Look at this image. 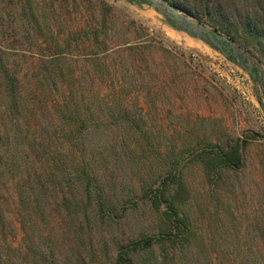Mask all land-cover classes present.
I'll use <instances>...</instances> for the list:
<instances>
[{
  "label": "rangeland",
  "instance_id": "rangeland-1",
  "mask_svg": "<svg viewBox=\"0 0 264 264\" xmlns=\"http://www.w3.org/2000/svg\"><path fill=\"white\" fill-rule=\"evenodd\" d=\"M180 1L194 12L192 16L178 8L181 13L226 38L206 20L203 0L202 5L198 0ZM102 5L113 10L102 13ZM29 6L37 21L36 32L34 23L27 25L22 16V9ZM102 15L109 18L107 45L126 43L125 47L133 41L137 49L122 48L113 54L107 60L109 74H104L92 72L99 67L93 61L74 63L70 59L74 42L62 43L64 59L51 65L63 68L56 73L58 78L85 81L103 74V95H110L108 79L116 86L119 119L109 116L111 96L107 95L101 119L86 122V126L99 124L105 133L94 140L98 146L104 144L96 149V158L104 161L99 171H104L100 179L106 193L123 196L132 173L133 181L154 188L170 170L168 163L176 160L187 188L183 208L196 235L211 246L217 264H264V85L235 59L171 25L151 4L128 0H0V157L11 164L0 180V208L17 232L12 235L6 229L0 235V258L11 256L3 251L28 249V242L20 241L24 233L16 221L20 204L14 185L23 182L26 162H35L29 147L41 125L30 88L42 77L35 71L50 60V53L42 42L49 34L42 35L37 27L57 18L54 33L62 38L63 32L76 27L100 28ZM85 46L91 49L94 44ZM239 47L243 59L264 76V62ZM8 81L16 86V105L5 90ZM86 93V99L92 95ZM245 138V167L208 180L197 154L200 148L208 143L225 147L231 140ZM139 183L134 186L135 197L123 205L119 202L111 218L104 213L92 218L98 211L92 208L80 224H70V264H113L119 244H127L140 232L157 231L156 215L146 198L141 199ZM105 207L106 203L102 210ZM15 255L13 259H21ZM142 259L143 254L134 256L136 264Z\"/></svg>",
  "mask_w": 264,
  "mask_h": 264
},
{
  "label": "trees",
  "instance_id": "trees-1",
  "mask_svg": "<svg viewBox=\"0 0 264 264\" xmlns=\"http://www.w3.org/2000/svg\"><path fill=\"white\" fill-rule=\"evenodd\" d=\"M128 1L150 4L147 0ZM166 1L193 16L194 12L180 0ZM198 1L202 5L201 0ZM201 7L206 20L214 29L224 33L226 38L248 49L247 51L259 61L264 62V0H203ZM24 10L25 8L22 9V16L27 25L34 23L36 32L37 21L35 18L33 20L32 7ZM51 10L53 11V8ZM99 10L104 13L105 10L110 12L113 9L111 6L102 5ZM92 12L95 13L96 9ZM108 20L109 18L102 15L100 28H91L89 25L86 29L76 27L63 32L62 38H58V34L54 33L57 18L46 27H37L42 35L49 34V39L44 38L42 42L46 44L44 50L50 53V60H45V64L35 71L41 73L42 77H38L34 88H30V93L34 94L32 98L36 99L41 112V125L36 130L37 138H34L33 145L29 147L35 162L30 160L24 164V180L20 185H14V192L18 195L20 204L15 210L16 221L24 233L20 241L26 240L28 249H13L15 253L3 251L11 256L0 258V264H70V224H77L87 217L92 208L98 209L92 218L100 213L111 218L119 202L122 201L123 205L135 197L134 186L139 182L133 181V173L127 179L128 182L126 181L127 188L123 196L116 198L106 193L100 179L104 171H99L103 168L104 161L96 158V149L104 144L101 142L98 146L94 140L97 137L100 140L105 133L99 124L86 126L89 119H101L107 95L111 96L109 116L113 121L119 119V116L115 115L118 101L113 80L108 79L111 85L107 87L110 95H103V74L97 79L85 81L66 79L62 76L58 78L55 75L57 72H63V68L51 65L64 59L62 43L67 46L74 42L72 50L75 54L70 57L74 63L87 59L99 66L96 70L92 69V72L109 74L108 58L119 54L122 48L131 51L139 45L133 46L136 44L133 41L125 47L123 45L126 43L107 45ZM85 43H92L94 47L86 49ZM229 58L235 59L231 55ZM253 70L255 71V68ZM262 83L264 84L263 81ZM5 86L10 101L16 105V86L12 81H8ZM86 92L92 93L87 99ZM247 142L245 138L231 140L225 147L211 143L202 146L197 154L207 179L214 181L226 172H235L245 167L243 151ZM4 159L0 157V180L7 170L10 171L11 164L3 162ZM168 164L172 165L170 170L160 176L156 187L139 183L141 199L146 198L156 215L157 231L152 230V234L140 232L127 244H119L113 264H136L134 256L138 254H143L140 264H217V257L213 256L209 249L211 246H207L203 239L196 235L190 216L183 208L187 188L176 168V160ZM17 167L18 165L15 166L16 169ZM97 172H100L99 176ZM92 191L96 193L92 195ZM105 203L106 207L102 210ZM6 229L12 235L17 233L7 222L0 208L1 236H4ZM43 246L46 248L43 249ZM24 253L29 254L30 259H26ZM14 254L21 259H13Z\"/></svg>",
  "mask_w": 264,
  "mask_h": 264
},
{
  "label": "water",
  "instance_id": "water-1",
  "mask_svg": "<svg viewBox=\"0 0 264 264\" xmlns=\"http://www.w3.org/2000/svg\"><path fill=\"white\" fill-rule=\"evenodd\" d=\"M147 1L165 20L176 25L186 33L212 45L224 56H233L240 65H243L246 68L248 74L252 78L257 79L261 83L262 81L264 82V76L256 74L252 65L243 59L242 49L239 46L234 45L230 38H224L222 34L208 30L202 23L189 19L185 14L181 13L178 8L165 0Z\"/></svg>",
  "mask_w": 264,
  "mask_h": 264
}]
</instances>
